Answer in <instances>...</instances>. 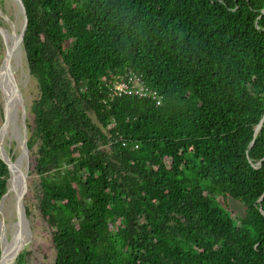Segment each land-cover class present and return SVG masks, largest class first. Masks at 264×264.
<instances>
[{
	"label": "trees",
	"instance_id": "obj_1",
	"mask_svg": "<svg viewBox=\"0 0 264 264\" xmlns=\"http://www.w3.org/2000/svg\"><path fill=\"white\" fill-rule=\"evenodd\" d=\"M23 3L54 264H264V0ZM128 73L162 103L112 95Z\"/></svg>",
	"mask_w": 264,
	"mask_h": 264
},
{
	"label": "rangeland",
	"instance_id": "obj_2",
	"mask_svg": "<svg viewBox=\"0 0 264 264\" xmlns=\"http://www.w3.org/2000/svg\"><path fill=\"white\" fill-rule=\"evenodd\" d=\"M22 25L23 15L16 1L0 0V27L6 31V34L19 35L22 30ZM0 37L1 74L6 57V48L1 35ZM20 49L21 54L19 53L17 56L12 58V66L21 95L18 97L15 106H11V108L14 107V110L12 111L11 109L12 112L7 122H5L4 117L6 95L3 82L0 79V138L5 149V153L11 157L12 160H16L22 155V146L24 142V127L22 117L25 112L27 120V117L30 114L32 101L37 94V85L35 80L30 75L23 45H20ZM6 75L7 72H5L7 92L12 95V86ZM23 105L25 106V111H23ZM23 166V168L26 166L25 159L23 160ZM30 180L33 181L34 187L31 188L30 186V189L32 190L30 191L28 189V193L24 199L27 235L24 240L23 249L21 252L26 253V264H54L56 252L51 243V231L39 208L40 199L38 197L39 194L37 190L39 177L36 174H33L30 177ZM10 188L11 180L8 182L9 192L5 197L1 206L2 209L0 210V243L2 249L10 246V242L14 240L17 225V194L15 192H10ZM221 201H223L227 211L232 213L233 216L235 215L236 218L244 214V206L239 201H236L232 198H228L225 201L221 199ZM27 209L30 210V215L27 214ZM17 257H15L12 264H16Z\"/></svg>",
	"mask_w": 264,
	"mask_h": 264
},
{
	"label": "water",
	"instance_id": "obj_3",
	"mask_svg": "<svg viewBox=\"0 0 264 264\" xmlns=\"http://www.w3.org/2000/svg\"><path fill=\"white\" fill-rule=\"evenodd\" d=\"M22 15H23V25H22V30L21 33L19 34V38H18V43L20 45H23V41H24V37L26 34V30L28 27V16L26 13V8L24 6L23 0H15ZM0 35L2 36V39L5 43V48H6V57H5V61H4V65L2 68H5L7 70V79L9 80L11 86H12V95L9 97V99H7V101L5 100V122H7L9 120V117L11 115V106L15 105V102L17 101L18 97L21 95L20 94V89H19V85L17 83L15 74H14V69L12 66V52L9 50V45H8V36L6 34V31L0 27ZM14 101V102H13ZM23 111H25V106L23 105ZM23 120V127H24V142H23V146H22V155L20 158H17L16 160H12L11 157H9L6 153H5V149L3 147V144L1 142V138H0V158L2 161H4L6 163V165L9 168L10 171V178L9 181L12 178V169H15L19 176H20V185H21V190L17 195V199H16V210H17V225H16V231H15V248L18 247L21 243V238H22V228H23V222H26V212H25V208H24V199L28 193V189H29V185H28V176H29V171H30V159H29V149H28V145H27V126H26V116H25V112L23 114L22 117ZM264 122V119L261 121V123L259 124L258 128H257V132L260 131L262 124ZM26 160V166L25 168L21 169L20 166H18V162L22 161V165H23V160ZM8 181V182H9ZM9 190L7 191V193L3 196L1 203H0V210H1V206L2 203L5 199V197L7 196ZM264 199V195L261 198V201ZM23 249V246H21L18 250H17V256H19L21 250ZM5 256L6 253L4 251V248L2 249V253H1V258H0V264L3 263V261L5 260ZM16 256V257H17Z\"/></svg>",
	"mask_w": 264,
	"mask_h": 264
},
{
	"label": "bare ground",
	"instance_id": "obj_4",
	"mask_svg": "<svg viewBox=\"0 0 264 264\" xmlns=\"http://www.w3.org/2000/svg\"><path fill=\"white\" fill-rule=\"evenodd\" d=\"M8 37V41H9V50L12 52V56L15 57L17 56L20 52V44L18 43V38L19 35H7ZM21 54V53H20ZM12 57V58H13ZM19 59V58H18ZM19 63V62H18ZM21 63V62H20ZM17 64V63H16ZM16 66V65H15ZM22 67V66H21ZM3 71V85H4V89H5V95H6V101L7 99H9V97L11 96L8 92H7V82L5 79V72H7V70L5 68H2L1 73ZM1 75V74H0ZM7 76V75H6ZM16 103V102H15ZM13 106V105H12ZM15 106V105H14ZM12 111L14 110V107L11 108ZM11 111V112H12ZM13 124V123H12ZM18 166H20L21 169H23V165H22V161H19ZM21 190V185H20V176L18 174V172L15 169H12V178H11V188H10V192H15L17 195ZM2 209V208H1ZM25 210V209H24ZM26 223L23 222V228H22V238H21V243L18 247H14L16 240L14 237V240L12 242H10V246L6 247L4 249L6 256H5V260L3 261L2 264H12V262L14 261L15 257L17 256V250L23 246L24 240L26 238L27 235V229H26Z\"/></svg>",
	"mask_w": 264,
	"mask_h": 264
},
{
	"label": "built area",
	"instance_id": "obj_5",
	"mask_svg": "<svg viewBox=\"0 0 264 264\" xmlns=\"http://www.w3.org/2000/svg\"><path fill=\"white\" fill-rule=\"evenodd\" d=\"M106 86L112 95H137L155 100L158 104L162 103V98L158 91L148 87L145 82L135 73L120 75L113 81H107Z\"/></svg>",
	"mask_w": 264,
	"mask_h": 264
},
{
	"label": "flooded vegetation",
	"instance_id": "obj_6",
	"mask_svg": "<svg viewBox=\"0 0 264 264\" xmlns=\"http://www.w3.org/2000/svg\"><path fill=\"white\" fill-rule=\"evenodd\" d=\"M18 83V82H17Z\"/></svg>",
	"mask_w": 264,
	"mask_h": 264
}]
</instances>
